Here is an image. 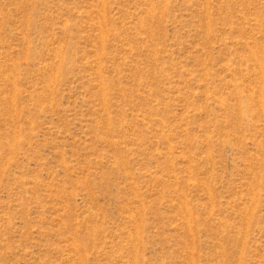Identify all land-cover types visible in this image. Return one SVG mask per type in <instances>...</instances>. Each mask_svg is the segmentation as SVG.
<instances>
[{
  "label": "rangeland",
  "instance_id": "374dc122",
  "mask_svg": "<svg viewBox=\"0 0 264 264\" xmlns=\"http://www.w3.org/2000/svg\"><path fill=\"white\" fill-rule=\"evenodd\" d=\"M0 264H264V0H0Z\"/></svg>",
  "mask_w": 264,
  "mask_h": 264
}]
</instances>
